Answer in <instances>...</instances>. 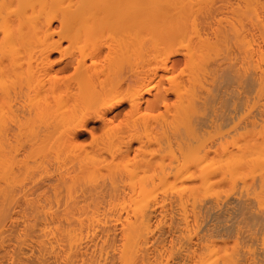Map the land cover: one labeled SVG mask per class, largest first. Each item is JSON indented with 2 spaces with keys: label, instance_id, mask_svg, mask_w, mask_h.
<instances>
[{
  "label": "bare ground",
  "instance_id": "1",
  "mask_svg": "<svg viewBox=\"0 0 264 264\" xmlns=\"http://www.w3.org/2000/svg\"><path fill=\"white\" fill-rule=\"evenodd\" d=\"M181 1L0 0V264H264V0L235 1L237 41L228 9L230 35L196 14L190 30ZM118 27L136 41L158 30L153 62L125 89ZM124 101L136 122L63 151L64 132ZM47 115L59 131L35 132Z\"/></svg>",
  "mask_w": 264,
  "mask_h": 264
},
{
  "label": "rangeland",
  "instance_id": "2",
  "mask_svg": "<svg viewBox=\"0 0 264 264\" xmlns=\"http://www.w3.org/2000/svg\"><path fill=\"white\" fill-rule=\"evenodd\" d=\"M188 1V2H187ZM197 0H184V1H181L182 3H184L183 5H185L186 6V8L189 10V13H190V15L192 16H189V19H188V21H187V23H190L191 25H189L188 24V27H189V29L190 30H192V20L190 19V18H192V19H194L195 18V14L197 15V18H195V24H197V23H206V24H208L209 26L211 25L212 27V29H216L215 27L217 26V29L219 28L220 30L221 29H223V28H226V29H224V32H223V34H225V33H228V31H230V32H232V27H231V25L228 23L229 21H227V19H226V21H225V19H223V21H222V18L219 20V16H220V12L218 11L220 8L222 9H220V11L221 12H223L224 11V9H228L229 11H230V13H229V11H228V14H229V17H228V19H230V21H232L233 23H236L237 21V19L239 18L240 19V17H239V15H238V17H235V18H233V16L231 17L230 16V14L233 12V10L237 7V5H239V0H237V2H238V4L236 5V0H201V2H200V0H199V2L197 1ZM203 1V2H202ZM221 3H220V2ZM194 2H196V3H194ZM205 2H207V3H205ZM226 2V3H225ZM191 3H192V5H191ZM210 3V4H209ZM231 3H232V6H231ZM234 3V4H233ZM187 4V5H186ZM189 4H190V7H189ZM194 4V5H193ZM201 4V5H200ZM210 6H209V5ZM240 4H241V0H240ZM212 5H214V7L212 6ZM233 5H234V7H233ZM205 6V7H204ZM216 6V7H215ZM191 7H192V9H191ZM200 7V8H199ZM218 7V8H217ZM229 7V8H228ZM207 8V9H206ZM214 8V9H213ZM215 8H217V9H215ZM206 9V11H204ZM236 12L235 13H240V9H238V8H236ZM212 11H213V13H212ZM232 11V12H231ZM202 12V13H201ZM210 12L212 13V14H210ZM206 13V14H205ZM210 15H209V14ZM218 14V16L216 15V14ZM237 13V14H238ZM215 14V18L213 17V15ZM211 15H212V17H211ZM232 15V14H231ZM234 15V14H233ZM202 18H201V17ZM203 16L206 18V16H207V18L205 19V21H204V18H203ZM208 16H210V18L208 17ZM217 17V18H216ZM237 18V19H236ZM200 19H203V21L202 20H200ZM216 19V20H215ZM232 19V20H231ZM202 21V22H199V21ZM207 20V21H206ZM212 20V21H211ZM235 20V21H234ZM190 21V22H189ZM197 21V22H196ZM217 21H220V22H222L220 25L222 26V24H223V26H224V24H228L227 26L225 25L224 27H222V28H220L221 26H218V24L217 23H219V22H217ZM207 22H209V23H207ZM217 22V23H216ZM224 22V23H223ZM211 23V24H210ZM240 20H239V23L237 22L236 24H237V26H239L240 27V29H239V27H237V26H235L236 28H238L237 29V33H234V34H232V36L234 37V35H235V39H233V40H231V41H237V37L238 36H242V28H241V26H240ZM198 24V26H196L197 28H201L202 26H200ZM205 24V25H206ZM217 24V25H216ZM239 24V25H238ZM205 25H203L204 27L203 28H205V27H208V29H206V30H208V31H210L209 30V26H205ZM230 25V26H229ZM53 26H58V24H57V22H53ZM215 26V27H214ZM228 28V29H227ZM217 29H216V31H217ZM230 29V30H229ZM127 29H122V28H116V66H115V69H116V71H114L115 72V79H116V84H118V85H120L123 89H125L126 87H127V82H128V80L130 81V79H131V77H130V75L131 76H133V74H135V73H138V69H140L141 71L143 70L142 68H144V67H148V66H150V63H152L153 61L152 60H154V56H153V54L156 52L157 53V49H158V46H159V44H158V42H159V40H158V36L156 37V34H158L156 31H158L157 29H154V30H156V31H153V32H155L156 34H155V36H154V33H152V34H147V35H144L141 39H140V41L137 39V41H139V43L135 40L136 38H134L135 37V35H134V33L132 34V33H129V31H128V35H127V31H126ZM190 30H189V32H190ZM226 30H228V31H226ZM240 32H239V31ZM130 32H131V30H130ZM133 32V31H132ZM233 33V32H232ZM240 33H241V35H240ZM133 36H132V35ZM231 34V33H230ZM229 33L227 34V35H230ZM239 34V35H238ZM150 35H153V37L152 36H150ZM210 35H211V32H210ZM238 35V36H237ZM130 36H132V37H130ZM232 36H230V37H232ZM157 38V39H156ZM239 38V37H238ZM135 41V42H137V43H135L133 40ZM158 40V41H157ZM240 40V39H239ZM239 40H238V43L237 42H234V43H237V45L239 46L240 45V43H239ZM131 41H133L134 43H133V45L131 44ZM232 43V42H231ZM230 42H229V44L226 46L227 47V50H228V48H229V45L231 44ZM234 43H232L233 45H230V50L228 51V52H230L231 51V53H232V49L231 48H233V58H234V56H237V55H239L240 53V49H239V47L241 46H234L235 44ZM63 44H65V42H63ZM223 46V45H222ZM220 47L221 48V51L219 50V56H221L222 57V55L221 54H223V56L224 55H226V54H228V52H227V50H226V47L225 46H223V47H225V48H223V47ZM232 46H234V47H232ZM223 48V49H222ZM235 49V50H234ZM225 50H226V52H225ZM237 50V51H236ZM234 51H236L235 52V55H234ZM239 51V52H238ZM226 53V54H225ZM236 53H237V55H236ZM238 57V59L240 60L241 59V54H240V58H239V56H237ZM175 58L176 59H179V61H180V63H179V66L180 67H182V65H183V62L181 61V60H183L182 58H183V56L181 55V54H176L175 55ZM50 59L54 62V66H55V61L58 59V53H52L51 55H50ZM237 59V61H239ZM236 60V59H235ZM240 62V61H239ZM238 62V64L240 65V63ZM149 64V65H148ZM148 65V66H147ZM135 69H136V71H135ZM135 72H133V71ZM131 71H132V73H131ZM67 72H64V74H66ZM159 74H161V71H159ZM58 77H60L61 76V74H58L57 75ZM126 77V78H125ZM128 79V80H127ZM53 79H51L50 80V82L52 81ZM162 85H166V80L165 79H163L162 80ZM121 88V89H122ZM143 96H144V99H146V98H150L151 97V95H149V94H143ZM169 99L170 100H172L173 99V96L172 95H170L169 96ZM144 104H141L140 105V107L143 109L144 107ZM62 109V106H61V101L60 100H56V101H53V103H52V110H61ZM128 110H130L129 109V106H128V103L126 102V101H124V102H122L121 104H119V105H117L114 109H112V110H110V112H107L105 115L107 116L106 117V120H107V118H110L111 120H112V122H109V123H106L107 121L106 120H104V121H102L101 120V118L100 119H98L97 117H93L92 116V118L91 117H89L88 118V120H86V122H85V128L84 129H81V130H79L78 131V133L74 136L73 135V133H72V131L70 132L71 133V135H69V134H67V131L66 132H64L63 133V136L62 137H64V139H65V136H69V138H70V140H69V138H67L68 140V142L69 143H67L66 145L67 146H65L66 148H64V150L63 151H67L69 148L68 147H70L69 145H71L70 143L71 142H73V144L75 143V144H77V145H75V147H73V148H76V149H74V151H76V153H77V151L79 152L82 148H85V149H88L91 145H92V143H93V141L95 142V140H101V139H105V135H104V131H105V129L107 128V127H109L110 125H115L116 126V130H118L119 128H125L126 126H129V125H131L132 123H134V122H136V119H137V114H136V109H134V110H130V111H128ZM159 110H162V108L160 107L159 108ZM116 112L118 113V114H116ZM51 115L52 114H50V116H49V118L51 117ZM37 117V121H36V119H34V121L36 122V123H34V125H33V130L37 127L38 129H39V131H42V130H40L42 127V129H44V131H42V135H43V132L44 133H47V131H50L49 129H51V132L52 131H55V132H58L59 130V126L57 127V124H48V115H47V117H44V119L46 120V121H44V119H42V118H39L38 116H36ZM47 118V119H46ZM39 119V120H38ZM94 119V120H93ZM42 120H43V122H42ZM45 122H47V123H45ZM49 122L51 123V122H54V120H52V117H51V119H49ZM40 123H41V125L42 126H40ZM47 124V126L45 125V124ZM35 124H37V125H35ZM38 124H39V126H38ZM44 125V126H43ZM53 125H56V126H53ZM46 127L48 128L46 131H45V129H46ZM53 127H54V129H53ZM56 127L58 128V129H56ZM37 128H36V130H37ZM53 129V130H52ZM56 129V130H55ZM36 130H34L35 132H37ZM50 132V133H51ZM69 132V131H68ZM77 132V131H76ZM39 133V132H38ZM38 133H37V135H36V137H38L39 135L41 136V134H39L38 135ZM57 137L59 136L58 135V133H56L55 134ZM72 135H73V137H72ZM27 136V135H26ZM71 136V137H70ZM23 137H25V136H23ZM22 137V138H23ZM29 137V136H28ZM28 137H26L27 139H29ZM56 137V138H57ZM62 137H60V138H58L59 140H64ZM26 138H24V140L22 139V142L24 141V143H25V140H27ZM62 138V139H61ZM94 138V139H93ZM75 141V142H74ZM133 144H135V143H133ZM81 146V147H80ZM71 148V147H70ZM79 148V149H78ZM47 149H48V147H46L44 150H43V152H40V158L43 156V158L41 159V160H44V161H49V160H51L52 158H53V156L55 155V152H54V148L51 146L50 147V149H48V152H49V154H50V156H49V154H48V152H47ZM54 149V150H53ZM53 150V151H52ZM69 150H71V149H69ZM62 151V152H63ZM45 152V153H44ZM64 152V154L63 155H65L66 153ZM41 153H43L44 155H45V157H44V155L42 154V156H41ZM51 153H52V155H51ZM130 153H132V152H130ZM51 159H50V158ZM70 157L72 158V156L70 155ZM49 160H48V159ZM68 158V157H67ZM45 159H47V160H45ZM68 160V159H67ZM65 161V162H68V163H70L69 161ZM68 163H65L67 166H62V168H66V167H70V165L71 164H68ZM71 168V167H70ZM103 177V176H102ZM105 178V180L106 181H108V182H105L104 183V181H102V179H101V177H100V181H98L97 180V185H98V183H100V182H102V184L104 183V184H106V186H108V183H109V178L108 177H106V176H104ZM119 179V178H118ZM118 179H116L117 180V182H119V180ZM101 184V186L100 187H102V186H104V184L102 185ZM100 185V184H99ZM99 185H98V188H99ZM28 186V185H27ZM26 185L24 186L25 187V190L28 192V187H27ZM79 186V187H78ZM82 186V188L80 189V187ZM83 186L84 185H79V183H78V185H77V183H76V185L74 186V190L75 191H73V194H72V197L74 198V200H75V202L73 201V198H71L72 200V202H74L75 204H76V202L78 201H80L79 199L81 198V200H82V196L84 197V193L86 194V187H84L85 188V190H84V188H83ZM77 187V188H76ZM79 188V189H78ZM60 189V188H59ZM59 189H57V192H58V190ZM63 189V187H61V190ZM65 190V191H64ZM64 190H62V192H59L60 194H61V197H62V194H66V193H64V192H66V189H64ZM60 191V190H59ZM81 191V192H80ZM82 191H84L83 193H82ZM27 192H25V193H27ZM56 192V191H55ZM52 193V192H51ZM81 193H82V195H81ZM56 195H57V193H55ZM53 195V196H52ZM52 195H50V197H51V200H52V202H55L54 201V197H56V196H54V194L52 193ZM76 195V196H75ZM81 196L80 198H79V196ZM77 196H78V199H77V201H76V198H77ZM57 197H59L58 195H57ZM56 197V198H57ZM60 197V198H61ZM40 198V197H39ZM53 198V199H52ZM55 198V200H59L58 198L56 199ZM65 197L63 196V198H61L60 200H61V202L63 201V199H64ZM42 199V198H41ZM68 201H70V199L68 200ZM64 202V201H63ZM72 202H70L69 204L71 205V203ZM77 202V203H78ZM73 203V204H74ZM68 204V203H67ZM68 204V205H69ZM74 204V205H75Z\"/></svg>",
  "mask_w": 264,
  "mask_h": 264
}]
</instances>
